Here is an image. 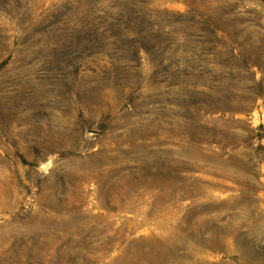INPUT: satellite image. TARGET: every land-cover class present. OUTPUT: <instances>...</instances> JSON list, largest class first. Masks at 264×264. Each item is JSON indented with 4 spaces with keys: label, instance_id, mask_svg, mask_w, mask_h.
Returning a JSON list of instances; mask_svg holds the SVG:
<instances>
[{
    "label": "rangeland",
    "instance_id": "obj_1",
    "mask_svg": "<svg viewBox=\"0 0 264 264\" xmlns=\"http://www.w3.org/2000/svg\"><path fill=\"white\" fill-rule=\"evenodd\" d=\"M0 264H264V0H0Z\"/></svg>",
    "mask_w": 264,
    "mask_h": 264
},
{
    "label": "bare ground",
    "instance_id": "obj_2",
    "mask_svg": "<svg viewBox=\"0 0 264 264\" xmlns=\"http://www.w3.org/2000/svg\"><path fill=\"white\" fill-rule=\"evenodd\" d=\"M215 115V114H214ZM171 128V127H170ZM169 210V209H168ZM154 228V227H153ZM151 232V231H150ZM161 233V232H160ZM147 235V234H146ZM164 249V248H163ZM219 259V258H218Z\"/></svg>",
    "mask_w": 264,
    "mask_h": 264
}]
</instances>
